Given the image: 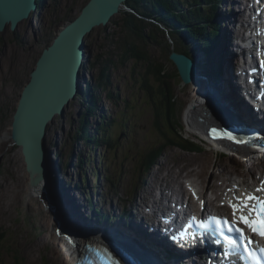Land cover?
I'll use <instances>...</instances> for the list:
<instances>
[{
	"label": "rangeland",
	"instance_id": "1",
	"mask_svg": "<svg viewBox=\"0 0 264 264\" xmlns=\"http://www.w3.org/2000/svg\"><path fill=\"white\" fill-rule=\"evenodd\" d=\"M88 1L43 0L44 5L30 19L20 24L16 31H11L8 26L4 33L0 32L5 41L0 54V264H16V257L18 258L17 264H69L65 257L66 238L62 237V246L56 240L53 216L46 212L37 191L31 194V174L22 147L14 143L10 135L14 111L22 89L29 81L30 72L35 67L40 52L46 47L47 35L53 22L75 17ZM122 18L121 14H117L107 26L95 27L86 36L88 46L86 50L90 55L84 68L85 86L88 83H94L102 60L107 58L113 60L108 69V80L117 99H109L104 92L99 91L98 109H94L87 117L89 134L92 133L94 136L95 123L99 119L97 118L98 112L99 110L104 112V115L110 119V131L107 132L110 140L95 149L86 141L76 140L75 133L79 129L81 115L84 112L86 116L88 115L87 108L78 95H75V99L66 107L65 114L58 115L48 126L46 154L49 155L50 160L58 161L57 165L61 167L59 177L63 180L61 182L67 186L73 182L74 185L76 180L79 183V178L87 176L91 178L89 189L97 190V177L100 173V182L104 184L99 190L105 191L104 195L110 203L117 204L118 208H121L122 205H126L127 199L140 202L141 186L148 185L151 182L150 179L154 180L157 176H163L168 181L173 178L175 172L179 174V171L183 169H185V174L189 170L198 169L204 179L202 188L206 191V196L212 199L218 194L213 191H216L217 187L223 191L221 193L225 196L231 180L238 179L237 176H245L249 181L255 176L260 178V167L251 170L237 157L232 155H230L232 157H219L211 144L193 135L194 132L190 128L192 133L189 132L185 127L182 113L181 124L184 127L185 136L202 143L204 149L194 152L179 146H167L158 158L155 167L140 168L142 156L163 142L155 127V111L152 102L146 99L141 90V77L148 64L163 65L167 73L172 74L175 66L164 52L171 51L172 47L177 48L179 42L177 43L173 37L170 39L171 43L166 34L164 36L155 35L142 42L141 46L139 45L138 51L144 55L145 60L135 58L120 63L122 48L127 50V42L132 39L127 32V27L123 30ZM238 27V24H235V28ZM178 35L180 38V33ZM183 38L184 36L180 40ZM212 56L213 60L216 59L215 53L210 59ZM213 66L216 71H219L215 63ZM220 68L222 72V66ZM197 76L196 84L193 85L192 82L190 87L195 89L196 97L205 98L210 85H201ZM146 84H150L153 89L156 88L151 78L147 79ZM174 86L176 99L180 108L184 109L182 110L184 114L194 91L189 90L192 94L188 95L185 87L180 86L177 77ZM226 87L231 88L230 73ZM120 118H125L126 126L123 128L119 127ZM74 155H76V158H73L75 166L71 167V158ZM79 156H86L87 161L78 169L76 164L79 162ZM96 157L99 162L96 161ZM199 162L206 165L205 172H200ZM47 166L49 169L48 162ZM261 166L264 168V165ZM92 176H95L94 180ZM48 177L51 179L48 181L55 202L60 201L62 206V200L56 194L50 171H48ZM73 177L75 181H72ZM182 179L187 181L186 177ZM83 184L85 185V181ZM90 190L82 188V193H87V196L83 195L85 200L92 198L88 192ZM70 198L77 201H75V206L81 213L89 216L88 211H84L85 208L82 210L83 207L88 208L89 205H86L88 202L85 201L82 204L81 199L77 200L74 196H68L67 200ZM111 199H115L114 202ZM223 203L222 198L217 203L218 207ZM225 210H228L227 207L221 212L225 213ZM58 250H65V254Z\"/></svg>",
	"mask_w": 264,
	"mask_h": 264
},
{
	"label": "bare ground",
	"instance_id": "2",
	"mask_svg": "<svg viewBox=\"0 0 264 264\" xmlns=\"http://www.w3.org/2000/svg\"><path fill=\"white\" fill-rule=\"evenodd\" d=\"M218 6L217 9L219 11V18H220V24L221 27L217 28L218 30L221 31L220 35H219V41L217 46L213 49V51L210 54V57L207 58L208 62H205V58L202 57L200 54L199 55V59L201 60L202 64H199L198 70L201 71H205V73L211 77L212 75L216 76L219 78L220 81V87L222 89L221 91V98L225 104V106H227V108H229V110L231 111V113L233 114V116L239 120L238 117H240L242 120H244L246 123L250 124L252 123V116L249 112L250 110V103H252L253 106L257 107V109L261 112L264 113V110L261 109V105L259 104L257 105L252 99L251 94L252 91H255V89H252L250 83L248 84V80L244 79L240 76L239 72L236 71V67L238 66V58L239 56H241V51L240 48L241 44H237V41L234 39V37H236L238 34V31L235 29V23H240L241 22V18L244 16L245 14V8L243 6V4H246L245 2H249L248 0H218ZM250 3V2H249ZM248 6V5H247ZM246 27V24H245ZM263 27V26H262ZM183 31V30H182ZM182 31H180L182 33ZM179 42V46H182L184 49H190L191 46L193 48V45L191 42L187 41V40H183ZM238 47V48H237ZM197 51V48H195ZM242 49V48H241ZM198 53V52H197ZM213 53H215L216 55V59L213 60V56L212 59L211 55H213ZM86 56V54H85ZM204 58V59H203ZM208 63V64H207ZM214 63L217 65L216 67L219 68V71H216L214 69ZM221 65L222 66V72H221ZM34 69V67H33ZM82 73V71H81ZM231 75V88L226 87L228 85V75ZM222 78V79H221ZM209 80L207 79V82ZM194 84H196V81H192ZM190 82V83H192ZM193 84V85H194ZM80 85H82V83L80 82ZM190 86V84H189ZM250 86V92H248L246 90V87ZM191 89H194L193 87H190ZM256 88H261L260 85H257ZM195 90V89H194ZM78 95V94H75ZM81 97V96H80ZM261 99L263 97H260ZM89 101H86V105ZM98 108L97 104L95 105V109ZM101 111V110H99ZM186 112H184L183 117H184V123H185V127L186 129L190 131V129L194 132L193 134L196 133V135L201 136L202 138L211 141L212 143L214 142V144H216L217 146H222L226 149H230L231 147L235 146V141L233 140H229L227 139V132L225 131L226 128V124L230 123L228 117L229 115L224 112L223 110H220L215 102L210 98L209 100L204 99V98H200L197 97L194 101L190 102L188 107L185 110ZM62 116V115H61ZM228 116V117H227ZM52 123V122H51ZM50 124V122H49ZM190 128V129H189ZM158 133V132H157ZM192 133V132H191ZM159 135V134H158ZM160 136V135H159ZM161 138V136H160ZM236 146H238V138H236ZM47 150V148H46ZM63 153V152H61ZM77 153V152H75ZM57 154V153H56ZM47 155V162L49 165V169L47 166V162L45 163V168H46V174L48 177V171H50L52 180H53V184L54 187L56 189V194L58 197H60V193H62V196L60 197L61 200L65 201V207L64 205H62L63 207V211H65V215H67L68 219H69V223L68 226H65V232L61 234L62 237L66 238V245H65V250L67 247V253L65 254V250H58L59 252L65 254V257L67 259V262H69V264H76L77 263V255L80 253V250L78 251L77 248H75V242H78L76 239V237H74L75 235L78 237V239H81L82 241H86L87 239V235H89V233L84 229L83 226L78 225L79 228H75L74 225V221L71 217V215L66 211V207L69 208V210L74 213L77 217V219L79 221L84 220V221H91V223L94 225V220L93 219H84L83 217H87L84 215V213H81L78 209L77 206H75V201L74 199H69L67 200V197L69 196H74L77 200L81 199L82 204L86 202H92V205L88 206V208L83 207L82 210L85 208L86 210L84 211H88L89 215L93 212V217L99 216V215H103L105 211V215L106 217L109 216L107 219L102 220V222H106V224H109V222L114 221V219L116 220L117 217L123 216V218H128L129 220H133L135 221L136 224L139 225V227H141L143 230H145L146 232L151 233L154 237H156V235H154L152 233L151 229V213L149 212L150 209H156L154 206L158 207L159 205H161L167 198H169V196H175L177 198H182L185 199L187 201L188 206L193 207L194 206V195L193 192L190 190V188L184 183V180L182 178L186 177L189 179L191 185L195 188L198 189V193L203 196L206 197V191L202 188L203 184H204V179L202 178V175H200V173L198 172V169H192L189 170V172H187L185 174L184 170H180L179 174H177V172H175L173 174V178L171 180L166 181L165 178L163 176H157L154 180L153 178L150 179L151 182L148 183V185H142L141 186V194H140V202H132L133 200H129L127 199L129 202H126V205L123 206L121 208H118L117 204H112L110 203L106 198L107 196H105V191H101L99 190V188H101L103 186L104 183L100 182V185L98 187V189H89L86 186H82L81 185V181H85L86 179L90 180L89 177L86 176V178H79L76 183H78L75 186V183L73 185V182L71 184H68V186L64 183H62L61 178L59 177L61 173L60 172V165H57L58 163H56V161L54 160H50V157L48 154H44V157L46 158ZM63 155V154H62ZM59 156V155H57ZM75 156V155H74ZM54 159V158H53ZM59 160V157L57 158ZM99 162V160H98ZM263 163V162H262ZM201 169L200 172H205L207 170L206 165H204L203 163L199 162ZM71 167L75 166V162H71L70 164ZM259 167V166H258ZM85 168V167H84ZM87 169V168H86ZM48 170V171H47ZM31 174V173H30ZM83 174V173H81ZM87 175V174H86ZM31 177V181L33 178V175H30ZM191 176V178H190ZM238 179L235 180H231V184L229 185V189H231L232 191L228 193L227 195V199H230L234 194H238L239 192H242L244 190H248V191H252L254 192V190L257 187H264V184H262L261 182L264 181L263 178L262 179H258L259 177H255L253 179L252 182L249 181V179L245 178V176H237ZM49 180L50 177H48ZM72 181L74 180V177L72 179ZM73 186V187H72ZM33 187V186H32ZM31 187V194L34 193L35 191H37V195L39 197H41L44 193V185L42 187H40L37 190H32ZM70 187V188H69ZM82 188L90 190L88 192H90V195L92 197L91 201L90 198L87 200H85V198H83V193H82ZM214 192L218 193V196H222V194L220 193L222 190L219 189V187L216 188V191L213 190ZM220 191V192H218ZM160 192V193H159ZM223 193V191H222ZM256 195H262L264 193H255ZM36 196V195H33ZM37 197V196H36ZM114 202V199H111ZM63 202V201H62ZM77 202V201H76ZM150 202V204L148 203ZM74 203V204H73ZM227 206H229V204H225ZM218 206V205H216ZM149 207V208H148ZM220 207V205H219ZM159 208H161L159 206ZM89 209V210H87ZM92 209V210H90ZM218 209V208H217ZM230 211V210H229ZM232 213V210H231ZM101 215V216H102ZM100 222V221H99ZM153 225L155 224V220L152 221ZM87 225H89L87 222L84 223V226L86 227ZM157 226V223H156ZM122 227V226H121ZM90 228V225L88 227ZM100 230H98L99 233H111L112 235L116 236L115 232H109L108 229L109 228H103L102 225L100 226ZM74 231V236H72V239L75 240L74 245H73V241L71 238V234H73ZM96 232V231H94ZM83 236V237H82ZM62 237H57L56 240H58V242L60 243V245L62 246ZM105 237H108V235H105ZM122 237V236H121ZM90 239H95L96 242L102 243L104 245H107V241L104 239V237L102 236H95L93 237L92 235H90L89 237ZM128 242L129 239H127ZM133 244V243H130ZM173 246V245H172ZM59 248V247H58ZM135 249L140 248L138 245L134 244ZM160 253L163 257V259L166 261V257L163 255V252L160 250ZM159 258H161L160 254L158 255ZM216 258V257H215ZM186 261L185 257H180V258H176L174 259V261H167V264H184V262ZM160 264V262H159ZM190 264V263H189Z\"/></svg>",
	"mask_w": 264,
	"mask_h": 264
},
{
	"label": "water",
	"instance_id": "3",
	"mask_svg": "<svg viewBox=\"0 0 264 264\" xmlns=\"http://www.w3.org/2000/svg\"><path fill=\"white\" fill-rule=\"evenodd\" d=\"M125 1L89 0L74 20L64 24L43 49L14 111L10 137L22 147L28 170L33 175L32 190L44 185V193L39 199L46 212L51 210L54 233L63 227V222L53 214L57 203L49 188L45 168L49 122H54L58 115L63 116L75 94L82 91L80 82L84 73L81 71L83 62L90 55L85 51L88 46L84 38L95 27L106 26L124 8ZM37 6V0H0V32L4 33L8 26L11 31H16L20 24L30 19ZM169 60L177 70L180 86L185 87L188 95L192 94L194 90L189 84L193 81V66L190 60L175 51L170 53ZM194 94L190 102L197 98Z\"/></svg>",
	"mask_w": 264,
	"mask_h": 264
},
{
	"label": "trees",
	"instance_id": "4",
	"mask_svg": "<svg viewBox=\"0 0 264 264\" xmlns=\"http://www.w3.org/2000/svg\"><path fill=\"white\" fill-rule=\"evenodd\" d=\"M206 1L209 0H126L124 2V8L120 10V14L123 16V30L127 27V32L132 39L127 42V50L122 48L123 54L121 55L120 63H124L127 59L130 60L135 58L145 60L144 55L138 51L139 45L141 46L142 42L151 39L155 35L160 34L164 36L163 30L158 26L159 22L166 24V26L169 23L173 24V28L171 26H167V28L170 27L168 31L178 42L181 41L178 33H181L180 31L182 30V33L184 32L185 35L189 34L194 38H199L202 33L201 29L204 28L207 30L206 28L208 27L207 23L203 21L206 15H208V17L213 16L211 10L207 12ZM40 7L41 5L39 4L38 9H40ZM212 7L214 8L213 5ZM153 17L158 23L153 22V19H149ZM72 18L73 17H71L70 20ZM65 21L66 20L53 22L54 24L52 28L49 29L47 35L48 40L46 46L51 43L54 33ZM194 21H199V27L190 25V23ZM206 34L208 36L211 35V31L207 30ZM13 38L16 39L15 35H13ZM201 41L205 42L206 40L201 38ZM4 42V37L0 35V54ZM167 45L169 46V44ZM177 50L183 53L187 51L182 46H178ZM170 52L171 51L164 52L168 59ZM111 63H113V60L110 58L104 59L100 63L99 74L94 79V83L91 86L93 97H90V102L87 103V110L89 113H92L95 109V98L98 97L99 91L104 92V95L109 99H117V95L114 94L109 84L110 81L108 80V69ZM177 74L176 68L172 74H168L163 65L148 64L145 73L141 77V90L146 96V99L152 102L155 111V127L163 141L142 156V161H140L141 169L144 167L149 169L152 164L157 163L158 156L167 146H179L183 149L188 148L191 151H200L204 149V146L187 139L183 133V126L181 124L182 109L175 96L174 83ZM148 78L153 80L157 89H153L150 84H146ZM97 118H99L100 123L96 125V134L91 136L89 135L88 124L86 123L87 116H81L79 129L77 133H75L76 140L84 139L89 145H94L96 147H100L101 144H105L110 140V137L107 136V132L110 131V119L104 114L97 116ZM125 126V118H120L119 127L123 128ZM108 145L111 147L110 144ZM17 261L18 258L16 257V264Z\"/></svg>",
	"mask_w": 264,
	"mask_h": 264
},
{
	"label": "snow or ice",
	"instance_id": "5",
	"mask_svg": "<svg viewBox=\"0 0 264 264\" xmlns=\"http://www.w3.org/2000/svg\"><path fill=\"white\" fill-rule=\"evenodd\" d=\"M264 184V181L261 182ZM232 190L229 189V192ZM255 193H264V187H257ZM252 191L244 190L234 194L229 200V207L232 209V220L221 221L217 217H211L217 228L227 227L229 231L239 234V239L245 245V250L251 257L253 264H264V248H260L261 255L257 256L255 251L247 247L254 241L245 234L244 229L236 227L237 223L244 224L254 235L264 237V195H256ZM195 195V193H193ZM203 204V202H201ZM195 219V217H193ZM203 226V225H201Z\"/></svg>",
	"mask_w": 264,
	"mask_h": 264
}]
</instances>
